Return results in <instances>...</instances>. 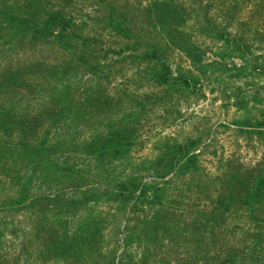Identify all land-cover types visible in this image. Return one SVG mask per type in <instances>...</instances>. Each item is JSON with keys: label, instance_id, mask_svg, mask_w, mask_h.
Returning a JSON list of instances; mask_svg holds the SVG:
<instances>
[{"label": "rangeland", "instance_id": "rangeland-1", "mask_svg": "<svg viewBox=\"0 0 264 264\" xmlns=\"http://www.w3.org/2000/svg\"><path fill=\"white\" fill-rule=\"evenodd\" d=\"M16 8L33 23L0 26V264H264V130L244 127L264 122V0Z\"/></svg>", "mask_w": 264, "mask_h": 264}, {"label": "trees", "instance_id": "trees-1", "mask_svg": "<svg viewBox=\"0 0 264 264\" xmlns=\"http://www.w3.org/2000/svg\"><path fill=\"white\" fill-rule=\"evenodd\" d=\"M40 3H42V0H39ZM16 3L17 0H0V26H2V24H6L9 25V27L11 28V30H19L21 27L25 26V25H29L31 23H33V21L31 20V18L29 16H23L20 12L19 8H16ZM39 6V5H38ZM109 21L110 24L112 26L115 27V18L113 17L112 13H113V9L109 8ZM52 16V21L54 22V24L57 25H68V23L66 22V19L64 16H62L61 13H57V12H52L51 13ZM55 15V16H53ZM50 18V19H51ZM70 26H67V28H69ZM116 31L121 35L125 34L123 31L124 29H122L121 27H118V29H116ZM126 36V35H123ZM169 69L167 67H164V73H160L158 75V78L160 81H162L163 83L168 84L169 81ZM242 127V125L240 126ZM244 127H250V128H256L258 130V132H263L262 130H264V122H261L257 125H250V124H245ZM196 156L195 155H190L189 157H183L182 159H185L184 165H187L190 163V161H192L193 163L196 161ZM230 186H228V189L233 190L234 193H239L241 189H239V184L243 183L244 180H241V175H239L238 173L234 174L231 178H230ZM253 188L251 190V193L257 197V198H264V175L258 173L257 176L255 177L254 181H253ZM134 189V188H133ZM130 189V190H133ZM136 190V188H135ZM127 188H123L120 192L119 195L120 197L126 198L129 195H127L126 193ZM134 193V191L132 192V194ZM131 194V193H130ZM88 237H86L87 239Z\"/></svg>", "mask_w": 264, "mask_h": 264}]
</instances>
